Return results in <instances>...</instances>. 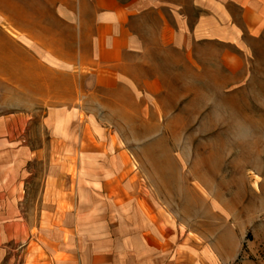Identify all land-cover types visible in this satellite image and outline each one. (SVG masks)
I'll use <instances>...</instances> for the list:
<instances>
[{"label":"rangeland","instance_id":"obj_1","mask_svg":"<svg viewBox=\"0 0 264 264\" xmlns=\"http://www.w3.org/2000/svg\"><path fill=\"white\" fill-rule=\"evenodd\" d=\"M206 2L194 45L158 48L155 76L136 93L126 87V110H111V94L83 96L75 65L49 44L43 14L57 25L54 5L0 0V137L26 151L18 169L29 227L72 217L79 183L122 198L126 182L172 218L203 264H264V22L247 25L237 0ZM27 229L13 230L15 242ZM42 240L35 231L36 264Z\"/></svg>","mask_w":264,"mask_h":264},{"label":"crops","instance_id":"obj_2","mask_svg":"<svg viewBox=\"0 0 264 264\" xmlns=\"http://www.w3.org/2000/svg\"><path fill=\"white\" fill-rule=\"evenodd\" d=\"M48 1L59 17L53 25L43 14L45 32L53 39L49 44L59 47L56 55L61 60L75 65L80 93L90 98L111 94L107 102L111 110H126V99L119 98L126 87L136 93L133 86L138 87L140 78L155 76L149 72L156 70L151 63L156 61L158 48L189 49L195 43L192 31L206 29L203 19L209 17L207 0L191 2L199 10L196 24L184 0ZM215 1L224 4L227 0ZM260 1L237 0L251 27L264 22ZM122 118L126 119V113ZM25 153L18 141L0 137V264H6L8 255V264H36L31 261L35 231L43 236L41 264H203L172 218L150 211L126 182L121 184L122 198L103 196L100 183H79L72 217L65 211L58 227H29L28 216L20 212L23 182L18 163ZM25 225L26 239L15 242L13 230Z\"/></svg>","mask_w":264,"mask_h":264}]
</instances>
